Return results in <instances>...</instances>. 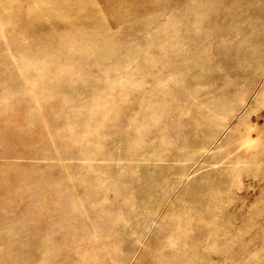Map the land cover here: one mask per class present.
<instances>
[{"label": "rangeland", "instance_id": "1", "mask_svg": "<svg viewBox=\"0 0 264 264\" xmlns=\"http://www.w3.org/2000/svg\"><path fill=\"white\" fill-rule=\"evenodd\" d=\"M0 264H264V0H0Z\"/></svg>", "mask_w": 264, "mask_h": 264}]
</instances>
